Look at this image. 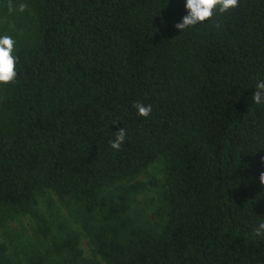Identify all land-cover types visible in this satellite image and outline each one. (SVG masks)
<instances>
[{
  "label": "trees",
  "instance_id": "1",
  "mask_svg": "<svg viewBox=\"0 0 264 264\" xmlns=\"http://www.w3.org/2000/svg\"><path fill=\"white\" fill-rule=\"evenodd\" d=\"M28 4L18 75L0 85V207L35 218L63 264H264L254 232L264 222V104L252 100L264 78V0L184 31V0ZM137 102L151 105L148 117ZM157 160L161 223L143 227L130 200ZM47 190L80 204L103 263L83 256L77 233L53 234L35 207Z\"/></svg>",
  "mask_w": 264,
  "mask_h": 264
},
{
  "label": "rangeland",
  "instance_id": "2",
  "mask_svg": "<svg viewBox=\"0 0 264 264\" xmlns=\"http://www.w3.org/2000/svg\"><path fill=\"white\" fill-rule=\"evenodd\" d=\"M21 3L27 5L24 12L9 11L10 6L18 9ZM32 16L28 0H0V34L12 36L16 41L15 49L30 35ZM163 175V163L157 160L135 178L144 186L132 196L128 214L140 226L157 227L161 223L155 215V210L160 204L159 185L162 183ZM35 200L37 211L49 221L52 232L58 239L70 232L77 233L83 256L101 261L98 256L93 255L92 247L83 230L84 214L80 204L69 199L60 200L48 190L38 193ZM50 241L51 238H44L38 234L35 218L12 211L8 207H0V243L7 246L9 264H28L36 257H44L45 264H63V254L49 252Z\"/></svg>",
  "mask_w": 264,
  "mask_h": 264
},
{
  "label": "clouds",
  "instance_id": "3",
  "mask_svg": "<svg viewBox=\"0 0 264 264\" xmlns=\"http://www.w3.org/2000/svg\"><path fill=\"white\" fill-rule=\"evenodd\" d=\"M239 6V0H184V15L175 27L182 31L192 29L195 26L210 22L216 14H223ZM27 8L25 3H21L18 9L9 7L10 12H24ZM15 39L6 34H0V85L11 84L15 81L17 73L18 57L15 55ZM252 100L259 106L264 104V78H257ZM137 114L141 117H148L152 111L151 105L137 102L134 104ZM126 132L123 128L116 131V136L110 141L113 149L119 150L125 142ZM255 236L264 240V222L255 226Z\"/></svg>",
  "mask_w": 264,
  "mask_h": 264
}]
</instances>
